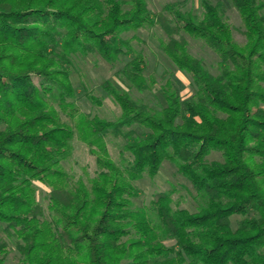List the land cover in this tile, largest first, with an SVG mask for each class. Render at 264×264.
<instances>
[{
  "label": "trees",
  "instance_id": "16d2710c",
  "mask_svg": "<svg viewBox=\"0 0 264 264\" xmlns=\"http://www.w3.org/2000/svg\"><path fill=\"white\" fill-rule=\"evenodd\" d=\"M229 2L242 23L241 46L206 0L199 14L186 0L156 14L146 0H0V230L15 238L18 264H264V0ZM145 27L165 34L159 48L190 76V97L181 101L164 75V105L152 109L103 80L118 116L79 113L72 126L63 122L44 94L56 90L73 118L72 55L125 58L115 75L136 91L150 88L138 38L127 36ZM187 37L223 69L211 73L189 53ZM132 126L146 132L135 137ZM75 134L94 156L87 181L62 167ZM107 135L127 140L125 167L109 156ZM213 152L221 159L208 160ZM163 161L201 197L197 211L173 207L170 192L132 206L133 182L154 177ZM35 182L47 189L45 206ZM7 255L1 241L0 264Z\"/></svg>",
  "mask_w": 264,
  "mask_h": 264
},
{
  "label": "rangeland",
  "instance_id": "374dc122",
  "mask_svg": "<svg viewBox=\"0 0 264 264\" xmlns=\"http://www.w3.org/2000/svg\"><path fill=\"white\" fill-rule=\"evenodd\" d=\"M127 2V0H123ZM181 0H146L148 9L152 14L160 11L161 7L166 3H173ZM211 4L218 5L221 9L225 20L232 29V37L234 42L241 46L245 43V37L242 33L243 27L236 10L232 7L229 0H206ZM127 4L124 8H127ZM185 9L199 14L201 11L200 0H186ZM138 40L133 42L136 50H140L144 58V76L152 81L149 89L136 91L126 84L125 81L115 75L120 69L125 58L109 64L103 61L95 54L86 56L72 55L70 56V64L67 66L69 78L75 90V96L72 100L73 118L70 117V108L65 111L61 110L56 100V90L44 94L51 106H53L60 114L61 120L69 125L74 124L75 116L79 113L89 116H97L107 120H113L119 114V108L113 100L107 96L100 87L103 80H109L114 86L127 91L132 98L150 106L152 109L160 108L164 105L161 90L164 85L163 76L166 75L173 87L177 90L181 101H184L192 94L190 76L178 69L166 58L159 48V42L166 40L165 34L158 27H145L134 33ZM188 51L197 59H200L203 65L213 74L219 73L223 69L218 57L206 46L199 41H194L187 37ZM32 82L39 87L40 79L33 76ZM46 82L43 83V86ZM94 100H98L99 104ZM135 137H141L146 130L138 126H132ZM124 130H127L124 128ZM126 139L114 138L107 135L105 138L106 147L111 159L120 167H125L130 160V156L124 151ZM208 160H220L218 153H211ZM62 167L69 173L73 180L78 178L87 181L93 177L96 172L94 156L89 153L87 146L82 143L75 134L71 141V153L66 160L62 162ZM137 191V196L132 199L133 207H146L149 200L157 192H170L172 198V206L180 207L195 212L202 203L201 197L197 194L192 185L180 174L177 173L176 167L170 161H163L158 172L154 177L144 175L140 180L133 182ZM37 189V197L40 203L45 206V193L47 189L35 182ZM239 216L231 218L232 227H235ZM7 244L8 255L4 264H18L20 260L19 253L16 249V240L8 236L4 231L0 230V242ZM166 246H172L171 240H164Z\"/></svg>",
  "mask_w": 264,
  "mask_h": 264
}]
</instances>
